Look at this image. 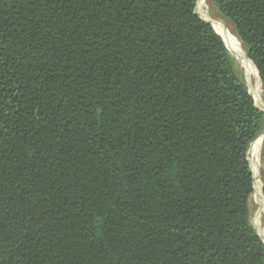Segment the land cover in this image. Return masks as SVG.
I'll list each match as a JSON object with an SVG mask.
<instances>
[{"label":"trees","instance_id":"16d2710c","mask_svg":"<svg viewBox=\"0 0 264 264\" xmlns=\"http://www.w3.org/2000/svg\"><path fill=\"white\" fill-rule=\"evenodd\" d=\"M207 2L264 88V0ZM197 3L0 0V264H264V111Z\"/></svg>","mask_w":264,"mask_h":264},{"label":"rangeland","instance_id":"374dc122","mask_svg":"<svg viewBox=\"0 0 264 264\" xmlns=\"http://www.w3.org/2000/svg\"><path fill=\"white\" fill-rule=\"evenodd\" d=\"M197 13L205 20L211 22L214 30L221 35L230 54L237 63L240 75L246 83L249 93L254 98L257 106L264 111V88L258 77V72L252 62L249 61L243 44L237 37L232 24L222 19L209 5L207 0H198ZM241 55V56H240ZM243 56V57H242ZM244 59V60H243ZM251 66H250V65ZM249 161L253 171L255 189L249 200V220L255 231L264 242V179L263 157L261 140L255 144L249 152Z\"/></svg>","mask_w":264,"mask_h":264},{"label":"water","instance_id":"95a60500","mask_svg":"<svg viewBox=\"0 0 264 264\" xmlns=\"http://www.w3.org/2000/svg\"><path fill=\"white\" fill-rule=\"evenodd\" d=\"M205 20V19H204ZM206 22H208V23H210L211 24V22H209L208 20H205ZM212 25V24H211ZM212 27H213V25H212ZM214 28V27H213ZM215 29V28H214ZM216 31V30H215ZM217 32V31H216ZM248 58V57H247ZM253 64V63H252ZM254 66V65H253ZM255 67V66H254ZM257 70V69H256ZM258 72V71H257ZM258 77H259V74H258ZM259 79H260V77H259ZM261 138V140H262V144H263V142H264V133L262 134V136L260 137ZM259 138V139H260Z\"/></svg>","mask_w":264,"mask_h":264},{"label":"bare ground","instance_id":"6f19581e","mask_svg":"<svg viewBox=\"0 0 264 264\" xmlns=\"http://www.w3.org/2000/svg\"><path fill=\"white\" fill-rule=\"evenodd\" d=\"M217 31V30H216ZM241 56V55H240ZM243 57V56H242ZM244 60V59H243ZM250 65V64H249ZM251 66V65H250ZM253 66V65H252Z\"/></svg>","mask_w":264,"mask_h":264}]
</instances>
